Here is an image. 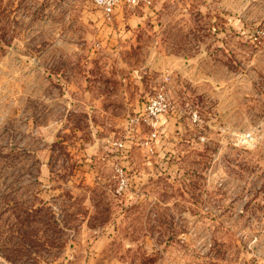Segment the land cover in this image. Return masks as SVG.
<instances>
[{"label": "rangeland", "instance_id": "obj_1", "mask_svg": "<svg viewBox=\"0 0 264 264\" xmlns=\"http://www.w3.org/2000/svg\"><path fill=\"white\" fill-rule=\"evenodd\" d=\"M114 18L93 0H0V264H264V10L231 53L241 117L158 148L126 123L146 72L120 61L146 53L118 49Z\"/></svg>", "mask_w": 264, "mask_h": 264}, {"label": "crops", "instance_id": "obj_2", "mask_svg": "<svg viewBox=\"0 0 264 264\" xmlns=\"http://www.w3.org/2000/svg\"><path fill=\"white\" fill-rule=\"evenodd\" d=\"M142 6L140 9H145ZM118 9L113 29L118 49L146 53L142 63L132 66L128 60L120 61L119 67L145 70L146 82L138 83H146V101L160 88L166 90L170 101V112L160 117L156 127L155 148L190 144L199 131L211 135L217 126L241 117L233 104L236 98L229 96V84L232 78L240 84L244 75L239 66L232 67L235 55L231 53L245 49L248 22L261 15L263 1L152 0L146 4V12ZM179 35L191 37L185 48L172 38ZM186 51L191 54H180ZM236 90L240 93V87ZM145 105H138L134 112L143 113ZM203 108L205 113L200 110ZM192 113L198 114L200 123L193 121ZM146 127L148 133L153 130Z\"/></svg>", "mask_w": 264, "mask_h": 264}, {"label": "built area", "instance_id": "obj_3", "mask_svg": "<svg viewBox=\"0 0 264 264\" xmlns=\"http://www.w3.org/2000/svg\"><path fill=\"white\" fill-rule=\"evenodd\" d=\"M152 0H93V3L101 9L108 21H111L115 15L116 10L123 4H127L130 7H140L141 5H146ZM260 31L264 34V22L261 26ZM171 106L168 99L167 92L164 88H160L156 91L149 99L145 105L143 113L129 117L128 125L131 127H136L141 123H145L147 126L151 127L153 131H156V127L160 121L162 115L170 112ZM192 118L195 123L200 121L197 113H192ZM157 138V133L153 132L150 135V139L146 142L147 145L151 144ZM122 147L120 143L118 145ZM116 174L118 176V184L116 188L117 195H123L128 188V178L124 173L123 169L117 168Z\"/></svg>", "mask_w": 264, "mask_h": 264}]
</instances>
